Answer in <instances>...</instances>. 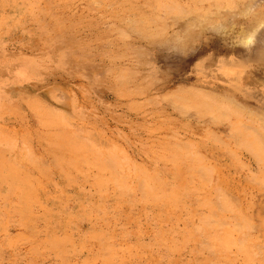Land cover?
<instances>
[{
  "label": "rangeland",
  "instance_id": "374dc122",
  "mask_svg": "<svg viewBox=\"0 0 264 264\" xmlns=\"http://www.w3.org/2000/svg\"><path fill=\"white\" fill-rule=\"evenodd\" d=\"M262 142L264 0H0V264H264Z\"/></svg>",
  "mask_w": 264,
  "mask_h": 264
},
{
  "label": "bare ground",
  "instance_id": "6f19581e",
  "mask_svg": "<svg viewBox=\"0 0 264 264\" xmlns=\"http://www.w3.org/2000/svg\"><path fill=\"white\" fill-rule=\"evenodd\" d=\"M197 3H198V1H197ZM222 4H223V3H222ZM230 6H231V5H230ZM230 6H229V7H230ZM181 9H182V8H181ZM182 10H183V9H182ZM188 12H189V11H188ZM202 15H203V14H202ZM129 18H130V17H129ZM149 18H150V17H149ZM138 19H139V18H138ZM139 20H140V21H141V20L145 21V20L142 19V18L139 19ZM116 30H118V29H116ZM119 31H120V30H119ZM212 102H213V101H212ZM182 108H183V107H182ZM184 109H185V108H184ZM240 133H241V132H240ZM240 133H239V134H240ZM235 134H237V135H235ZM235 134H234L235 136H239V137H240V135H238V133H235ZM258 134H259V133H258ZM259 135H260V134H259ZM262 135H263V134H262ZM260 136H261V135H260ZM260 143H261V141H260ZM262 143H264V142H262ZM259 146H260V145H259ZM261 146H262V145H261ZM263 146H264V145H263ZM249 148H250V147H249ZM250 149H251V148H250ZM263 154H264V153H263ZM112 163H113V162H112ZM143 180H145V178H144ZM142 182H143V181H142ZM239 241H240V240H239ZM239 241L237 240L236 242H239ZM233 243H234V242H233ZM240 244H241V243H240ZM240 246H241V245H240Z\"/></svg>",
  "mask_w": 264,
  "mask_h": 264
}]
</instances>
